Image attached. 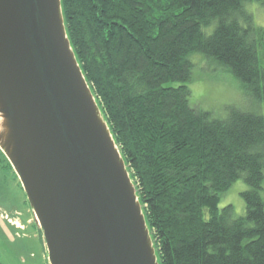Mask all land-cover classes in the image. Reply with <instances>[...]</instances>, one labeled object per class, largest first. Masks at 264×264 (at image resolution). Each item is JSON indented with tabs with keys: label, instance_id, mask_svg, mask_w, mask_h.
Wrapping results in <instances>:
<instances>
[{
	"label": "trees",
	"instance_id": "trees-1",
	"mask_svg": "<svg viewBox=\"0 0 264 264\" xmlns=\"http://www.w3.org/2000/svg\"><path fill=\"white\" fill-rule=\"evenodd\" d=\"M251 2L61 0L160 264H264V113L229 106L212 117L191 105L187 85L199 53L264 103V26L254 23ZM240 177L248 188L245 214L236 216L219 201Z\"/></svg>",
	"mask_w": 264,
	"mask_h": 264
},
{
	"label": "water",
	"instance_id": "water-1",
	"mask_svg": "<svg viewBox=\"0 0 264 264\" xmlns=\"http://www.w3.org/2000/svg\"><path fill=\"white\" fill-rule=\"evenodd\" d=\"M0 150L49 264H160L134 181L71 47L61 0H0Z\"/></svg>",
	"mask_w": 264,
	"mask_h": 264
},
{
	"label": "rangeland",
	"instance_id": "rangeland-1",
	"mask_svg": "<svg viewBox=\"0 0 264 264\" xmlns=\"http://www.w3.org/2000/svg\"><path fill=\"white\" fill-rule=\"evenodd\" d=\"M247 8L253 13L254 23L264 26V0H253ZM190 59L194 64L187 83L191 105L216 118L225 117L229 106L264 113V103L248 97L242 83L228 68L199 53H194ZM8 162L0 153V264H49L42 231L34 221L20 180ZM247 188L243 178H238L220 195L219 206L231 204L236 216L244 215L241 192ZM260 193L264 198V182ZM16 221L17 224L22 222L24 228L15 227Z\"/></svg>",
	"mask_w": 264,
	"mask_h": 264
},
{
	"label": "crops",
	"instance_id": "crops-1",
	"mask_svg": "<svg viewBox=\"0 0 264 264\" xmlns=\"http://www.w3.org/2000/svg\"><path fill=\"white\" fill-rule=\"evenodd\" d=\"M22 222H20L19 224H17V221H16V223H15V227H18L19 229H22V228H24V226H23V223L21 224ZM20 224H21V226H20Z\"/></svg>",
	"mask_w": 264,
	"mask_h": 264
}]
</instances>
